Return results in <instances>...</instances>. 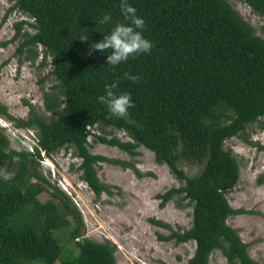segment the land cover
<instances>
[{
	"label": "trees",
	"instance_id": "obj_1",
	"mask_svg": "<svg viewBox=\"0 0 264 264\" xmlns=\"http://www.w3.org/2000/svg\"><path fill=\"white\" fill-rule=\"evenodd\" d=\"M10 1L14 5L9 12L18 10L29 18L16 23L15 39L22 38L18 53L34 61L41 49L40 66L51 60L54 84L44 94L50 117L31 105L27 119L16 118L0 104V114L16 127L34 131L37 139L33 150L13 152L0 128V170L14 174L10 181L0 178V264H117L116 245L84 237L80 210L40 169L43 154L52 157L72 148L82 180L97 197L110 193L96 165L136 167L93 154L89 137L95 127L124 131L129 141L96 137L131 156L139 155L140 147L149 149L182 183L157 198L162 208L177 196L188 200L191 227L174 230L162 220L151 221L172 230L161 239L196 243L187 264H209L216 250L228 264H264L251 257L249 244L228 224L230 216L247 210L234 209L226 197L240 180V164L225 144L251 124L262 122L264 128V38L230 0H129L144 19L143 33L153 48L115 68L107 66L110 50L101 53L90 45L110 30V25L96 30L95 21L104 13H111L113 25L125 22L120 0ZM241 1L264 17V0ZM25 25L31 31L22 33ZM82 30L89 40L78 38ZM124 73L137 74L139 80L133 82ZM114 81L116 91L131 93L134 101L128 120L111 116L98 100ZM182 161L199 165L200 173L188 176L180 168ZM49 188L52 198L41 202L38 196ZM63 236L77 254L73 249L64 252Z\"/></svg>",
	"mask_w": 264,
	"mask_h": 264
},
{
	"label": "rangeland",
	"instance_id": "obj_2",
	"mask_svg": "<svg viewBox=\"0 0 264 264\" xmlns=\"http://www.w3.org/2000/svg\"><path fill=\"white\" fill-rule=\"evenodd\" d=\"M234 9L254 28L257 35L264 38V17L254 13L241 0H230ZM13 1L0 0V104L16 118L27 119L32 105L40 115L50 117L44 102L45 92L54 84L49 72L51 60L40 66L43 53L41 49L36 59L28 60L18 53L22 38L15 39L16 23L28 20V16L18 10L9 12ZM31 31L24 26L22 33ZM7 43L6 45H4ZM7 125L3 132L10 139V150L22 152L31 149L28 129L15 126V122L0 114V125ZM34 133V131H32ZM89 137L90 151L111 159L129 161L136 169H124L121 166L102 162L96 165L100 181L110 187V193L103 192L100 197L82 180L72 148H63L51 159H45L40 169L49 176V165L52 175L60 181H50L65 191L80 210L84 219V237L96 242L111 241L116 245L117 264H187L194 255L196 243L189 241L177 243L168 237L172 230L159 227L151 220L158 219L171 225L174 230L185 231L192 225V207L188 200L175 197L164 208L160 206L157 196L182 183L171 173L166 164H159L152 151L145 147L138 148L139 155L131 156L118 147L101 143L97 135L109 139L120 138L129 141L124 131L114 128L95 127ZM225 147L231 150L240 164V180L228 192L226 197L234 209H245L246 213L232 215L228 224L238 230L242 239L249 244V254L260 263H264V128L258 122L248 126L240 137L227 140ZM15 160H19L17 155ZM75 164V166L73 165ZM73 165V166H72ZM74 167V168H73ZM17 166L14 165V169ZM188 176L200 173L201 167L186 161L180 163ZM50 170V169H49ZM142 176L138 175V172ZM33 183L38 180L33 179ZM52 188L43 191L38 199L47 202L52 198ZM56 233V232H55ZM65 244L64 252L78 250L74 244L60 237ZM209 264H228L221 250H216Z\"/></svg>",
	"mask_w": 264,
	"mask_h": 264
},
{
	"label": "clouds",
	"instance_id": "obj_3",
	"mask_svg": "<svg viewBox=\"0 0 264 264\" xmlns=\"http://www.w3.org/2000/svg\"><path fill=\"white\" fill-rule=\"evenodd\" d=\"M119 7L125 22L113 25L111 13H104L97 21H95L96 30L101 31L100 26L105 25H110V30L103 35V39L93 41L90 45L91 50H98L101 53H106V50H110V52L107 53L106 60L107 66H110L111 68H115L116 66L127 62L130 57H135L140 54H150L153 48V43L145 37L143 33L145 21L137 14L136 7L130 3L129 0H120ZM78 38L82 41H87L89 40V35L86 31L82 30V34ZM124 76L133 82L139 80L137 74L124 73ZM117 86V81H114L111 84H106L105 92L98 97V100L107 107L111 116L128 120L130 117L129 109L134 106V101L132 100L131 93L116 91ZM6 127H8L6 124L0 125L1 129ZM30 132L29 145H31V149L27 150H33L34 146H37V139L34 136V133L32 130H30ZM43 156L44 158L42 162H44L45 159H51L53 157H48L46 154H43ZM73 161L79 165V159L76 158L73 159ZM49 169L48 174L55 179V181H60L61 176L57 178L56 174L55 176L52 175L50 165ZM13 175L12 172L0 170V178H2L3 181L12 180Z\"/></svg>",
	"mask_w": 264,
	"mask_h": 264
}]
</instances>
